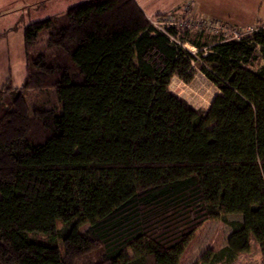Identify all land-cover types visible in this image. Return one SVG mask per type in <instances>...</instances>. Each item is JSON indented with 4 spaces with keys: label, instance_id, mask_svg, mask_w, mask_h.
<instances>
[{
    "label": "trees",
    "instance_id": "obj_1",
    "mask_svg": "<svg viewBox=\"0 0 264 264\" xmlns=\"http://www.w3.org/2000/svg\"><path fill=\"white\" fill-rule=\"evenodd\" d=\"M170 33L200 63L134 0L23 29L24 81L0 86V264H178L206 221L230 234L197 264H230L251 239L264 264V32ZM190 60L219 92L206 110L168 91Z\"/></svg>",
    "mask_w": 264,
    "mask_h": 264
},
{
    "label": "rangeland",
    "instance_id": "obj_2",
    "mask_svg": "<svg viewBox=\"0 0 264 264\" xmlns=\"http://www.w3.org/2000/svg\"><path fill=\"white\" fill-rule=\"evenodd\" d=\"M85 1L87 0H0V86L7 78L11 79V84L14 87H20L24 81V52L22 46L23 29L31 23L62 15L69 8ZM187 2H191L193 7L190 13L185 12L184 14L183 7ZM187 2H185L178 10L168 14L174 15L175 13V16L181 21H183L184 18L192 20L199 19L192 15L195 6L194 2L192 0ZM209 20L219 21L213 19ZM178 32H181V30ZM203 33L207 36L204 38L203 42H207L208 46H211L210 44L214 43V41L216 43L218 40V37L211 33ZM183 44L184 47L182 50L189 52L188 46L191 45L188 42ZM196 57H198V55H196ZM190 64L191 69L194 70L191 80L184 83L178 77H174L168 85V91L174 96L185 100L193 109L206 110L209 107L211 100L217 96L214 97L215 89L213 85H209L203 81L201 77L203 75L193 60H190ZM37 97L38 96H35L33 99H36ZM55 99V95L51 96L50 101L46 100L48 101V104L45 107L58 108L57 104L54 102L56 101ZM31 102L33 103V101ZM34 104L41 105L42 101H36ZM240 219V216H229L226 220L227 222H232L240 221ZM60 228L61 225L58 224L57 229ZM86 229L87 226H83L79 231L83 232ZM229 234L230 228L226 223L221 221L204 222L196 231L178 264H197L201 255L205 252H217L221 250L226 246ZM32 239L43 243L47 242V238L41 235L34 236ZM53 243L60 246L59 239H56ZM230 264H263V258L258 244L251 239L249 251L240 254Z\"/></svg>",
    "mask_w": 264,
    "mask_h": 264
},
{
    "label": "crops",
    "instance_id": "obj_3",
    "mask_svg": "<svg viewBox=\"0 0 264 264\" xmlns=\"http://www.w3.org/2000/svg\"><path fill=\"white\" fill-rule=\"evenodd\" d=\"M187 1L190 0H134V2L138 5V7L144 13L147 19L153 18L158 15L174 12L179 8H181L183 4ZM192 1L195 4L192 12L193 16L198 18L219 20L239 30H244L247 28H251V29L257 28L264 21V0H192ZM262 30L264 32V27L262 28ZM214 44L215 41L210 45L213 46ZM22 46H23V39H22ZM262 66H264V61L262 63ZM201 77L203 81H205L210 85V83L207 81V79L204 76ZM214 89H215L214 90L215 91L214 97H215L216 95L219 94V92L215 87Z\"/></svg>",
    "mask_w": 264,
    "mask_h": 264
},
{
    "label": "built area",
    "instance_id": "obj_4",
    "mask_svg": "<svg viewBox=\"0 0 264 264\" xmlns=\"http://www.w3.org/2000/svg\"><path fill=\"white\" fill-rule=\"evenodd\" d=\"M193 4L191 2H187V4L183 7L184 14L190 13ZM150 25L157 31L164 34L171 43L179 46L180 48L184 47V41L180 40L177 36H173L170 31L176 30L184 32L187 31L189 33H197V32H206L211 33L218 37L219 41L226 40H239L244 35H249L252 32L257 31L260 28L264 27V21L257 28H247L244 30H239L237 28L231 27L220 21H212L205 18H199L196 20H192L189 18H184L183 21L178 19L177 16L173 14L168 15H159L153 18L148 19ZM180 29V30H178ZM197 31V32H194ZM188 45V44H187ZM191 45V44H190ZM189 52H187L190 56L194 57L198 62L200 61L198 57H196L199 50L193 45L188 46ZM202 57L206 56V49H202ZM196 53V54H195Z\"/></svg>",
    "mask_w": 264,
    "mask_h": 264
}]
</instances>
